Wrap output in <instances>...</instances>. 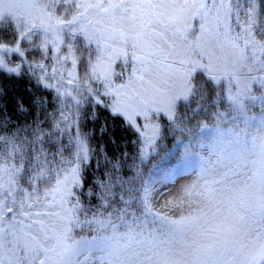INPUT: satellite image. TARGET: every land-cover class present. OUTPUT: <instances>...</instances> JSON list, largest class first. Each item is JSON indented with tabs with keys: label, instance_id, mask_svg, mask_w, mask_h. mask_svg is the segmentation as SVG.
<instances>
[{
	"label": "snow or ice",
	"instance_id": "snow-or-ice-1",
	"mask_svg": "<svg viewBox=\"0 0 264 264\" xmlns=\"http://www.w3.org/2000/svg\"><path fill=\"white\" fill-rule=\"evenodd\" d=\"M0 73V264H264V0H0Z\"/></svg>",
	"mask_w": 264,
	"mask_h": 264
},
{
	"label": "trees",
	"instance_id": "trees-1",
	"mask_svg": "<svg viewBox=\"0 0 264 264\" xmlns=\"http://www.w3.org/2000/svg\"><path fill=\"white\" fill-rule=\"evenodd\" d=\"M32 56L35 58H39V52L31 53ZM120 69L117 68V71ZM0 87L3 88V92L0 93V111L9 118L8 129L12 130L15 129L18 125L24 124L26 121L30 122L32 119V115L34 109L27 113L22 114L17 111L16 109V102L17 98H24V99H31L34 96H42L46 97L48 100V111H52L54 107H56L54 96L55 93L51 89H46L42 84H37L35 77H29L27 75L16 78V77H9L6 74L0 73ZM103 113H101V118L97 119L94 123L93 121L89 120L87 122L86 128H96L97 131L92 137L93 144H103L109 155L119 154V152L124 151L125 148L123 145L119 144L121 139H132V134L126 131H123L119 126L115 128L113 131L111 126L109 127V133L115 137L117 144L113 145L109 142V135L104 134L101 136L98 129L99 126L103 123L102 119ZM47 127V124H45ZM165 143L167 144L168 148L172 147L173 141L171 138H168ZM127 151L130 153L133 151V145H127ZM95 169V161H92V167L88 170L86 175L88 179H92V172Z\"/></svg>",
	"mask_w": 264,
	"mask_h": 264
},
{
	"label": "rangeland",
	"instance_id": "rangeland-1",
	"mask_svg": "<svg viewBox=\"0 0 264 264\" xmlns=\"http://www.w3.org/2000/svg\"><path fill=\"white\" fill-rule=\"evenodd\" d=\"M188 179H191V177L190 176H177L175 178V183L168 184L167 190L164 187H161L160 192L165 193V196H167L168 192H175L178 185L185 183ZM162 200H163V197H161V202Z\"/></svg>",
	"mask_w": 264,
	"mask_h": 264
}]
</instances>
